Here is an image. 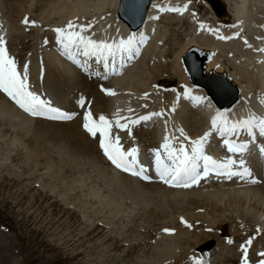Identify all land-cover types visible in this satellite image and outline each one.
Returning <instances> with one entry per match:
<instances>
[{"label": "bare ground", "instance_id": "obj_1", "mask_svg": "<svg viewBox=\"0 0 264 264\" xmlns=\"http://www.w3.org/2000/svg\"><path fill=\"white\" fill-rule=\"evenodd\" d=\"M32 1L33 0H0V9L3 12L0 14L1 36L7 34V29H5L6 19L8 20L9 31L13 32L11 35H9L10 37L13 36L14 38V41L12 42L14 48H11L13 53H11L10 56L15 57V53L19 52L18 55L24 57V54L20 53V49L18 50L19 46L23 48L30 47L31 50L27 53V55L25 53L26 63L24 65L27 64V72L30 73H27V75L30 76L32 82L38 83L43 81V83L41 85H35L39 92L35 91L32 86L29 88L42 98L46 91H48V93L50 92V96L54 102L59 105L56 107L54 106L55 108L61 110L59 107L62 109L64 107L67 109V112L75 115V109L71 110L72 107H74V99H76V101L78 100L79 102L84 98L86 99V102L83 112H80V116L70 123L50 122L40 119L33 120L32 123L31 121L24 119L22 114L20 115L13 109L9 108L8 114L11 118H20L25 120L28 124L34 125L33 133L31 132L30 138H28L26 141L28 149L27 152L30 151L29 153L37 155L39 153L38 150H40V148H37V144L41 142L40 137L43 136L45 138L44 142L49 140L55 146H59L61 149H64L65 147L73 155L80 157L88 156L91 160H100L104 165H106L103 162L104 153L100 147V134L97 133L94 138L91 137L89 135L90 133L83 127V124L85 122V114L89 110L91 111L92 116L95 118L97 117V119L100 115H104L110 120L111 116L108 113H103V111H109L110 107L112 106L110 101L114 102L116 100L113 99V96L109 97V94H107L105 91L108 89V86H106L108 84L110 87L129 89V93L118 96L117 100H120L121 102L129 101L133 108L140 111L145 108L141 107L144 104L146 106L148 104H157L159 101L161 102L166 96L165 99L169 102V105L166 107V113L168 112L169 118L168 122L172 126L171 130L173 129L172 131L174 135H176L173 137V139L182 140L186 143L184 144V146L186 145V149H190L192 146V141L204 137L206 133H211V135H209L204 142V151L207 148L209 150L211 149L210 146L208 147L209 142L212 140L216 141V150H211L213 155L212 157L218 161L224 160L228 157L236 160L237 164L233 166V171H236L234 168L240 166V160L245 161L244 167L251 170L249 163L252 157L251 154L253 153L252 158L254 160H252L251 163L254 166V169L256 170L260 166H263V169L258 172L253 170L252 173L255 176V179H261V172L264 170V154H258L256 148L257 146L264 147V138L262 137L261 139H256V129L254 138L252 136L246 137L247 135H245L243 138H241V135L238 138L235 136H228L226 138H228L231 142L235 141L238 143H246L248 145L247 150L243 153L229 152L224 144L225 137H222L218 130L213 129L211 121L213 117L217 115V113L226 114L227 120L229 122L242 121L248 119L250 116L263 118L261 114L264 115V0H239V3L237 1V4H234L233 0H223L228 6V15L231 17L230 24H224L228 19H225V17H219L214 12L213 6L209 0L208 2L211 4L210 6H212V8H210V6L205 3L207 8L210 10V15L208 14L206 18L199 17L195 13L193 14V11H195L192 4L193 0H151L146 21L144 25L138 30H132V28H135V25L137 24H135V22H138L140 19L142 8L147 2L146 0H44L46 2L51 1L48 5V12L44 10L45 14L49 13V17L42 18L43 16H41V18H38L36 21L31 20L36 22V26L34 27L32 25L30 27L32 34L26 36L27 31L24 32L26 25L23 21L30 14V11H32L30 8ZM39 2L42 1L39 0L38 3ZM119 2L121 5V10H119L120 15L117 14ZM107 6H114V9L108 14H101L104 12H100V10L105 9ZM89 7L91 10H94L92 13L94 16H96L94 14L96 13L95 10L100 12H98L100 16L97 14L98 21L93 16L92 25L94 27H90L91 29L89 28L92 32L96 30L99 31V36L97 38L90 36L92 40L104 41L112 44L114 42L118 43L121 39L127 40L129 36H135L137 38L136 48L138 49V52L136 53H141L139 55L141 58H138V56L134 54L132 57H134L136 61L129 63L128 68H126L123 73L115 75V78L109 79L108 82L102 83L101 80L97 82H90L88 78L82 77L80 81H78V92L74 91L75 93H71L70 88H73L72 83L75 79H79V77H81L78 73L79 68L72 60L68 59L67 56L63 54L61 46L57 41V33L54 30L62 27L65 28L70 21L74 25H78L79 19H85L84 14L86 13V9ZM177 7L182 11H161V8ZM194 8L197 9V5ZM252 9H254L256 13H254ZM109 10L110 9H107V11ZM257 10H259V12H257ZM5 13H7V15H5ZM45 14L44 16H46ZM259 14L262 16H259ZM51 16H55L54 21L50 20ZM31 19L34 18L31 17ZM82 22L80 25H86L85 22V24H82ZM251 22L252 24L254 22V26L256 28L254 26H250ZM63 23H66V26L63 25ZM80 25L78 26L79 29ZM202 25L203 27H201ZM13 26H15L18 32L15 33L16 30H14L15 28H12ZM45 26L49 28V33L46 32L47 37L45 36L46 39L41 44V42L39 43L40 39H38V37L44 33L43 31L45 30ZM251 27L257 29L256 31H258L259 28L260 36H258L259 32H254L253 28ZM262 30L263 32H261ZM219 37H225L226 39H220ZM4 40H6V46H8L9 42L7 41V38ZM195 46L199 48L201 47L203 50L214 52L213 58L208 61L207 70H211V75L217 74V77L224 80L221 83L231 88L232 91L229 89L226 91V96L222 97V92L218 94L212 85L207 84V81L211 82L210 79H207V74H196V70L201 69L202 65L205 69V64L209 58V53L207 54L204 52L200 54L196 49H193ZM57 48L59 50H57ZM24 50L25 49H23V51ZM126 55L127 54H124L123 60H127ZM206 55H208L207 60L204 59ZM166 56H172L173 61L170 63L166 62ZM119 65H121V63H119ZM29 68H31L30 71ZM144 68L147 72H149L148 75L153 76L151 79L146 80L142 77L145 75ZM183 68H185V71L189 73V77L191 78L190 80ZM117 69H119V67H114V70ZM20 70L22 69L20 68ZM24 72L22 71L21 74L23 75ZM99 73L101 74V78L108 75V73L105 72ZM227 73H229L233 78L230 81L225 78V74ZM35 76L38 78L36 79ZM30 79L28 80L30 81ZM177 80V89L167 88L172 84L173 81L175 83ZM235 84L241 87L240 98H242V100L238 103L237 101L239 100V96L237 101L234 102L236 92L239 91L236 90ZM194 85L206 89L207 94L215 99L216 105L220 107L221 110L212 104L211 100L208 98L202 88ZM82 87L84 88L82 89ZM41 90L44 91L41 92ZM112 90L113 89H110V91ZM79 93H81V95ZM214 93L217 94L219 98H216ZM72 94L74 97L73 100L70 98ZM196 97H201L203 99L202 101H197L195 99ZM149 98H156L155 103H152ZM5 99L9 101V99ZM138 101H141V104H137ZM229 103L231 104L229 105ZM124 104H127V102ZM96 106H98V108L95 109ZM22 112L27 113L24 110ZM145 113H149V111ZM117 114L114 113L115 119L121 118L120 115ZM0 115L7 117L5 111L2 109H0ZM24 115L29 119L30 116L32 117L30 114ZM124 119H120V122L124 121ZM200 122H202L204 125H201ZM5 124L6 123H4V125ZM147 124L149 126L145 127V130L141 131V141L143 139L148 141L151 137L152 139L157 138V142L163 136L162 124L159 122L156 124L154 121L147 122ZM14 125L18 126L16 122H14ZM153 125H155V127H152ZM159 125L160 128L158 129ZM209 125L210 131L208 130ZM201 126H203L202 129H198L199 131H197V128H201ZM204 128L206 131H202ZM181 129L183 130V135L181 134ZM138 136L136 139L139 138ZM139 146H141V144ZM132 148H134V145L129 144L128 146L124 147L123 150L129 151ZM148 148L153 149V146H147V148L142 147V157L145 158L143 155L150 154L152 159L153 154L147 150ZM155 150H160L161 154L163 155L162 150L158 146ZM215 153L217 155H215ZM138 161L139 165L141 166L140 160ZM146 161V166L149 168V161L147 159ZM143 167L145 168L144 165ZM107 170L110 172L111 175H109L112 177L114 182L117 183V187L119 186V190L139 189L138 191H140V194L143 193L147 197L154 199V201L158 200L159 204L162 202L165 204L169 201L182 200V197H187L190 199L193 195L197 196L196 198H199V200L193 196L192 204L195 206L194 210H198V214H196L194 217H191L193 219L184 217L186 218L184 221H192L194 219L195 221H200L201 219L206 221L208 219L207 215L212 216L214 212H223L222 206L220 207L214 205L212 201H216H211V197L209 201L205 200L207 197L201 193V191L203 192L205 189L216 192L217 194L222 191V200L225 201V199H227V202L234 201L236 203V208H243L244 210L246 208V206L243 205L244 201H238L235 198L236 196L231 194V191L236 190L237 188H239V191H242L252 188L253 186L260 189L264 185V179L260 181V184L251 185V181L253 179L250 177L241 179L240 176H232L231 178L226 177L228 178L226 180L224 179L225 177H215L212 176V174H209V176L205 178L206 180H200L199 184L193 185L192 189H167L160 184L147 182H142L143 187H141L138 184L134 185V183L140 182L137 177L132 178L128 174L121 173L114 169L117 172L116 173L110 167H107ZM148 171L150 173V169ZM218 178L219 180H226L224 183L226 189L220 190L218 185L214 184L215 182H212ZM139 179L142 178L139 177ZM155 181H157L156 178ZM207 182H209L210 185H207L209 184ZM157 183H159V181H157ZM211 183L214 185H211ZM123 184L131 186L124 187ZM168 190L172 192L169 193ZM262 190L264 191V188ZM127 192H130V190ZM205 201H207V204ZM245 202H248L247 199ZM241 203L242 207L239 206ZM224 207L226 209V206ZM238 209H236L237 211L230 215V218L227 219L228 221L226 222L232 221L235 222V225L241 222H245L248 225H254L255 223H258V221H256V215L250 214L251 211L244 212L243 210ZM188 213L191 212L188 211ZM156 214L161 216V213L156 212ZM219 221V223L214 221L216 226L224 225V221H222L221 217ZM211 228L212 227H210V229ZM243 230L244 229H242V226L236 228L233 232V238H231L230 241H224L221 239L222 235L218 232L212 233L211 231L204 234L201 233L197 239L191 240L192 242L189 241L190 244L188 247H186V249L183 248L184 251H182L181 255L176 259V263L199 264L198 262L200 260H207L209 262L213 260L212 262H220L222 257L224 260L223 254H225L226 251L229 252L238 246L240 242L244 241V237L241 235ZM181 233L187 237L190 235L187 234L189 232L186 230H181L179 234ZM262 238H264V236H262ZM160 240H165V238ZM258 240L260 242V239ZM211 241H213L215 244L213 247V252L201 251V249ZM166 242H170L172 244V238L157 245L156 251L158 254H167L166 252L168 251V245L170 243L167 244ZM244 248H247L245 244ZM247 249L250 250L248 254L252 260V263L256 264L257 255L251 250V248ZM166 256L167 255L164 257ZM236 256H238V254ZM243 257H245L244 252ZM233 259L231 258L228 261L233 264H242L245 260L237 258L234 260Z\"/></svg>", "mask_w": 264, "mask_h": 264}, {"label": "rangeland", "instance_id": "obj_2", "mask_svg": "<svg viewBox=\"0 0 264 264\" xmlns=\"http://www.w3.org/2000/svg\"><path fill=\"white\" fill-rule=\"evenodd\" d=\"M38 1L39 0L32 1L30 6L32 11H30L27 19L33 17L37 20L38 18L40 19L41 16H43L42 18L49 17V13L45 14L44 10L48 12V5L51 1L46 2L40 0L42 2L39 3ZM237 1L239 3V0H233V3L237 4ZM205 3L209 6L211 5L208 0H193V6L196 7L197 5V9L193 7L195 10L193 14L195 13L197 16L203 18H206L208 14L210 15V10ZM107 7L106 8L110 10L107 11L106 8L101 9L100 12H104L101 14H108L114 9V6ZM119 8L120 2L117 14H119ZM210 8H212V6H210ZM252 10L254 11V9ZM93 11L94 10H91L90 7L86 9V13L84 14L85 19H79V23L76 25L77 27L75 30H80L78 26L82 21H84L86 25L90 23L91 28L94 27L92 25L94 16L92 14ZM95 12L94 14L96 16L94 17L97 20V14L100 16V12L97 10H95ZM257 12H259V10H257ZM254 13L256 12L254 11ZM44 14L46 16H44ZM5 15H7V13H5ZM259 16L262 15L259 14ZM224 17L228 19L224 24H230L231 17L229 15H225ZM50 20L54 21L55 16H51ZM84 22H82V24ZM63 25L66 26V23H63ZM254 25V22L253 24L251 22L250 26ZM30 26L31 23L27 24L24 32H28ZM254 27H251L254 32H259V28L258 31H256L257 29H254ZM12 28L14 29L15 26ZM47 29L49 28L45 26L44 33H42H49ZM88 29L89 28H87L84 33L94 34L92 37L95 38L99 36L98 30L92 32ZM14 30H16L15 33L18 32L16 28ZM263 30L261 32H263ZM27 32L26 36L32 34V31H29L30 33ZM9 33V35H11L13 32L9 31ZM85 36L90 37L88 35ZM0 37L5 39L6 35L1 36L0 32ZM44 37L45 35L40 38L44 39ZM8 38L11 39H8L10 44H8L6 48L9 46L14 48L12 46V41H14L13 36H9ZM28 48L30 47L23 48L19 46V51L24 54V57L25 53L31 50ZM23 49L25 50L23 51ZM57 50L59 49L57 48ZM165 60L170 63L173 61V58L172 56H166ZM19 62L21 65H23L24 62L26 63L25 60ZM20 68L23 71L25 70L23 67ZM183 69L185 71V68ZM202 72L201 69L196 70V74ZM27 73L30 74L29 72ZM148 74L149 72L145 69V75L142 77L146 80L151 79L153 76ZM186 75L190 80L189 73ZM82 77L87 78L84 74H82ZM35 78L37 79L38 77L35 76ZM28 79H30V76L27 77V80ZM207 79L215 81L216 83L224 81L217 77V74L211 75V73L207 75ZM30 81L35 91L39 92L35 87L36 83L32 82L31 79ZM78 81L80 80L75 79L72 83L73 88H70L71 93L74 91L78 92ZM175 83H178V80L175 81ZM220 84L222 88L221 86L216 88L215 86L217 85L212 87H214L218 94L224 90L222 91V97H224L226 96V91L228 89L231 90V88L222 83ZM83 88L84 87H82V89ZM29 90L32 91L30 88ZM129 92V89L120 90V94ZM2 95L4 96V93L0 94V109L5 111L7 117L0 115V264H177L176 259L181 255L182 251L188 247L190 242H192L191 240L197 239L201 233L204 234L211 231L212 233L218 232L222 235L221 239L230 241L231 237L233 238V232L236 228H239V226H242V229H244V234H241L242 237L248 236L249 232L253 230L256 223L254 225H248L245 222H241L235 225V222H226L228 221L227 219L230 218V215L237 211L236 209L238 208H236V203L234 201L227 202V199H225V201L221 199L222 191H220L219 194L209 191L208 189H205L203 192L201 191V193L207 197L205 200L209 201L211 197V201H216H212L214 205L222 206V213L214 212L216 215H207L208 219L206 221L201 219L200 222L194 219L192 221L189 220V222L187 220L184 221V219L188 217L189 219H193L191 217L198 214V210H194L195 206L192 204L193 194L190 199L182 197V200L169 201L165 204L162 202L159 204L158 200L154 201V199L147 197L143 193L140 194V191H138L139 189L119 190V186L117 187V183L114 182L110 176V172L107 170V167H110L113 171H115V168L110 162L106 161L105 157H103V162L106 165L100 160H91L88 156L80 157L73 155L65 147L61 149L49 140H46L47 143L44 142L45 138L43 136L40 137L41 142L37 144V148H40V150H38L39 153L36 155L29 153L30 151L27 152L26 141L30 138L31 132L33 133L34 125H30L20 118H11L8 114V109L11 108L18 114H22L24 119L32 123L36 118L31 116L30 119L27 118L24 115L26 113L22 112L23 110H21L20 107L10 103ZM71 96H73V94ZM118 96H113V99L117 100ZM237 97L236 94L235 99ZM149 99L152 103L156 101V98ZM125 102L121 103L124 104ZM110 103L112 106L109 111L117 114L119 111V104L116 105L111 101ZM231 103H229V105ZM137 104H141V101H138ZM141 107H146V105L144 104ZM96 108H98V106H96L95 109ZM103 112L105 113L106 111ZM111 118L115 119L114 114ZM14 122H16L18 126L14 125ZM4 123L6 124L4 125ZM200 123L204 125L202 122ZM202 127L203 126L197 128V131L201 130ZM159 128L160 125L158 129ZM209 128L210 125L208 127L210 131ZM215 155L217 154L215 153ZM224 179L227 180L228 178L225 177ZM224 179H222L221 183L218 185L220 190L226 189L224 186L226 180L224 181ZM212 182L214 183L215 181ZM213 183H211V185L215 184ZM137 184L143 187L142 182L134 183V185ZM123 186L131 185L123 184ZM262 187L264 188V185ZM169 188L170 187L167 189ZM256 188L252 187L242 191H239V188H237L236 190H232L231 194L235 195L238 201H244L243 205L246 206V208L244 210L243 208H239L240 210L244 212L251 211L250 214L256 215L258 219L262 217L261 220L263 221L264 191L262 190L263 188H260L261 190ZM129 190L130 192H127ZM168 192L170 193L172 191L168 190ZM194 197L196 198L197 196ZM196 199L199 200V198ZM246 199L248 201L247 203L245 202ZM205 203L207 204V201H205ZM224 206H226V209ZM239 206L242 207V203L239 204ZM188 211L191 213H188ZM156 212L161 213V216H158ZM220 217L222 221H224V225L216 226L215 222L217 223ZM262 225L264 224H258L260 229L264 230ZM210 227L212 228L210 229ZM165 229L170 231L166 232ZM181 230H186L189 232L187 234L190 235L187 237L182 235V233L179 234ZM228 235L230 238L225 237ZM258 237L260 242L264 239L262 235ZM164 238L165 240H160ZM171 238L173 241L172 244L169 242L171 245L166 242L169 244L168 251L166 252L167 254H158L156 251L157 245ZM248 238L251 237L249 236ZM244 241L241 242L240 247L236 246L229 252L226 251V253L223 254L224 260L222 257L220 262L216 261L211 264H233L228 260L231 258L244 259L245 257H243L241 249L244 248ZM261 245H264V243ZM204 247L201 251L213 252V248L205 250ZM251 250L253 251V248H251ZM247 251L250 250L247 249ZM245 253L246 251L244 252V256ZM258 253L261 255L264 254V246L262 247V251ZM237 254L238 256H236ZM165 255L167 256L164 257ZM256 260V264H260L258 262L260 260L258 256ZM207 263L208 262L202 261L199 264ZM243 263H245V260Z\"/></svg>", "mask_w": 264, "mask_h": 264}, {"label": "snow or ice", "instance_id": "obj_3", "mask_svg": "<svg viewBox=\"0 0 264 264\" xmlns=\"http://www.w3.org/2000/svg\"><path fill=\"white\" fill-rule=\"evenodd\" d=\"M161 11H182L180 8H161ZM26 25L29 23L35 24L34 21H29L27 18L23 21ZM77 26L71 21L65 28H58L54 31L57 33V41L61 46L63 54L74 63L80 65L81 61L77 59L76 53L82 52L85 57L95 58L98 63H103L106 69L110 68L109 60H114L117 55L121 60L124 54L131 58L138 49L136 48L135 36H129L127 40L121 39L118 43L109 44L104 41H95L90 37H86L82 33L90 28L91 25L80 26L79 31L74 29ZM203 27V25L201 26ZM226 39L225 37H219ZM75 50V51H74ZM114 71V69H113ZM0 91L4 92L11 98L21 109L32 116H47L52 119H70L71 117L62 113L61 110L51 107L50 101L43 99L37 93L29 90L27 82V66L25 73L22 75L17 68V62L8 54L6 41L0 37ZM107 94L114 95L110 90H105ZM197 101H202L203 98L196 97ZM81 106L84 105V100H81ZM163 113H151L140 117L138 120L131 121L132 124L138 123L140 120L147 121L153 116L161 117ZM123 119V118H120ZM120 119L116 120L117 127L124 129L126 124H121ZM83 127L95 137L100 134V147L105 156L117 168L130 172L132 175L139 176L144 180H149L150 177L146 174L147 169L139 165L138 149L132 148L129 151H124L119 143V136L113 137L111 134L112 121L104 115H100L98 119L92 116L89 110L84 117ZM212 127L220 132L222 137H225L224 144L229 152L243 153L247 150L246 143L236 144L231 142L229 135H236L240 130H245L250 136L255 137L254 128L259 129L261 135H264V118L250 116L242 121L229 122L226 114L217 113L211 121ZM183 135V130L181 129ZM211 133H206L204 137L191 142V148L186 149L183 145L175 148L165 137V143L162 145L163 155L160 150L155 152V171L160 180L172 187H191L198 185L200 179L207 178L210 173H215L217 176L224 175L228 178L232 176H240L241 179L250 177L251 171L244 167L245 161L240 160L239 165L242 170L233 171V166L237 161L228 157L218 161L212 156L206 155L204 152V142ZM264 153V148H261ZM255 182V181H251ZM190 227V225H189ZM166 232L170 231L165 229ZM251 244V240L248 241Z\"/></svg>", "mask_w": 264, "mask_h": 264}, {"label": "water", "instance_id": "obj_4", "mask_svg": "<svg viewBox=\"0 0 264 264\" xmlns=\"http://www.w3.org/2000/svg\"><path fill=\"white\" fill-rule=\"evenodd\" d=\"M147 2H146V4L144 5V7L142 8V11H141V15H140V19L138 20V22H135V28H133V29H138V28H140L142 25H143V23H144V21H145V17H146V11H147V9H148V7H149V5H150V2H151V0H146ZM209 2L212 4V6H213V9L216 11V13L219 15V16H221V15H223V14H225V12H226V8H225V6L223 5V3H222V1L221 0H209ZM205 59V58H204ZM207 60V59H206ZM205 60V61H206ZM203 65L201 66V70L203 69ZM227 79V78H226ZM221 83V82H220ZM219 83V84H220ZM237 90V89H236ZM237 94V96H238V93H236ZM237 99H238V97L234 100V102H236L237 101Z\"/></svg>", "mask_w": 264, "mask_h": 264}]
</instances>
